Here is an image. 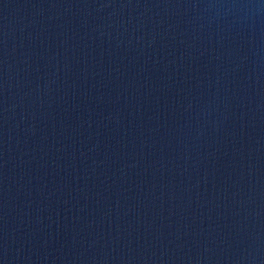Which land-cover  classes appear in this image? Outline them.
Listing matches in <instances>:
<instances>
[{
	"label": "water",
	"instance_id": "1",
	"mask_svg": "<svg viewBox=\"0 0 264 264\" xmlns=\"http://www.w3.org/2000/svg\"><path fill=\"white\" fill-rule=\"evenodd\" d=\"M0 264H264V0H0Z\"/></svg>",
	"mask_w": 264,
	"mask_h": 264
}]
</instances>
